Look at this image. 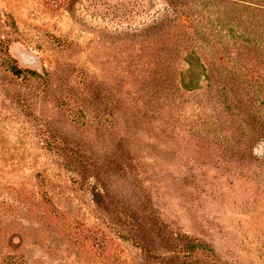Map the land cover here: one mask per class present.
Wrapping results in <instances>:
<instances>
[{"label":"rangeland","instance_id":"rangeland-1","mask_svg":"<svg viewBox=\"0 0 264 264\" xmlns=\"http://www.w3.org/2000/svg\"><path fill=\"white\" fill-rule=\"evenodd\" d=\"M195 263L264 264V0H0V264Z\"/></svg>","mask_w":264,"mask_h":264},{"label":"trees","instance_id":"trees-1","mask_svg":"<svg viewBox=\"0 0 264 264\" xmlns=\"http://www.w3.org/2000/svg\"><path fill=\"white\" fill-rule=\"evenodd\" d=\"M11 69H12L11 71L14 72L15 74H16V73H19V72H18V69H16V68L13 67V68H11ZM197 246H198L197 248H198L199 250H203V249H202V246H201L200 244L197 245ZM191 248H192V249H191V252H192V253H194L193 251L197 250V248H194V247H191ZM195 264H199V263H195Z\"/></svg>","mask_w":264,"mask_h":264}]
</instances>
